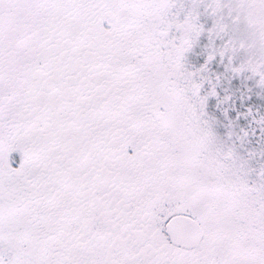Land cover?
<instances>
[{
	"label": "snow or ice",
	"instance_id": "1",
	"mask_svg": "<svg viewBox=\"0 0 264 264\" xmlns=\"http://www.w3.org/2000/svg\"><path fill=\"white\" fill-rule=\"evenodd\" d=\"M250 135L264 0H0V264H264Z\"/></svg>",
	"mask_w": 264,
	"mask_h": 264
},
{
	"label": "rangeland",
	"instance_id": "2",
	"mask_svg": "<svg viewBox=\"0 0 264 264\" xmlns=\"http://www.w3.org/2000/svg\"><path fill=\"white\" fill-rule=\"evenodd\" d=\"M238 123L240 128H245L246 130H248L247 121L241 120ZM226 131H227L226 129H221V132L224 134H226ZM258 136H259V130L257 129V137ZM236 147L237 150L244 155H246L248 151L255 150L259 152L261 150H264V144H259L257 142L256 137H252L251 135L247 138V141L243 145H241L239 141H236ZM261 164H264V159H261L259 156L257 157L256 160L252 161L251 168L254 169V171L252 172L253 179L256 177V174L258 173Z\"/></svg>",
	"mask_w": 264,
	"mask_h": 264
}]
</instances>
